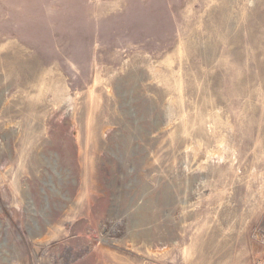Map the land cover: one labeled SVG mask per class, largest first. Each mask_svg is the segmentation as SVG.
<instances>
[{"label":"rangeland","instance_id":"rangeland-1","mask_svg":"<svg viewBox=\"0 0 264 264\" xmlns=\"http://www.w3.org/2000/svg\"><path fill=\"white\" fill-rule=\"evenodd\" d=\"M264 258V0H0V264Z\"/></svg>","mask_w":264,"mask_h":264},{"label":"built area","instance_id":"built-area-1","mask_svg":"<svg viewBox=\"0 0 264 264\" xmlns=\"http://www.w3.org/2000/svg\"><path fill=\"white\" fill-rule=\"evenodd\" d=\"M257 264H264V258L261 261H259Z\"/></svg>","mask_w":264,"mask_h":264}]
</instances>
